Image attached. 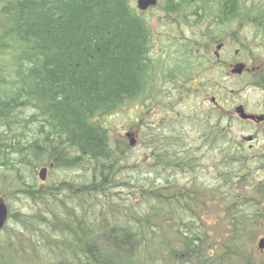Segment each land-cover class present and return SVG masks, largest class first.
<instances>
[{"label":"trees","instance_id":"16d2710c","mask_svg":"<svg viewBox=\"0 0 264 264\" xmlns=\"http://www.w3.org/2000/svg\"><path fill=\"white\" fill-rule=\"evenodd\" d=\"M192 1H199L198 8L205 13L211 2H217L219 21L215 23L239 22L236 28L253 27L264 35V0L166 3L177 5L178 11L184 2ZM164 11L173 13L168 6ZM144 15L135 0H1L0 56L8 59L10 70L0 84V196L7 194L8 201L23 196L28 202L27 213H11L20 226L16 235L31 239L34 234L47 255L58 251L61 264H109L111 250L135 257L142 241L152 243L154 249L159 235V230L147 227L137 214L132 203L136 196L139 209L141 205L145 208L140 214L150 212L147 220L162 214L174 221V235L183 246L180 256L170 253L174 264H191L193 259H199V264H219L218 253L212 255V249L220 243L225 247L224 264H250L243 256L248 235L243 234L241 224L252 218H235L245 215L236 209L244 203L233 196L226 203L233 218L226 219L230 231L224 236L209 235L196 223L182 228L175 208L182 200L167 196L176 183L166 180L160 189L154 185L155 177L138 185L140 169L126 163L130 144L111 137V129L102 120L112 118L127 104L145 108V99L151 97L157 75L153 66L156 33ZM201 34H194L184 48L196 69L207 66V74L212 76L220 60L209 47L225 40L210 29ZM253 38L249 41L258 43ZM233 48L229 44L225 49L234 52ZM245 48L258 53L264 50V43ZM169 77L175 81L174 76ZM198 81L205 85V76L199 75ZM213 113L218 115V110ZM176 144L180 145L177 139L153 135L148 141L151 162L147 166L194 168L196 156L171 148ZM159 146L165 150L162 154ZM51 163L54 167L49 173L77 169L85 172L81 177L87 181L41 185L37 168ZM127 169L131 174L123 178ZM124 190L130 192V205L121 197ZM114 216L119 220L113 221ZM9 244L14 245L12 237Z\"/></svg>","mask_w":264,"mask_h":264},{"label":"rangeland","instance_id":"374dc122","mask_svg":"<svg viewBox=\"0 0 264 264\" xmlns=\"http://www.w3.org/2000/svg\"><path fill=\"white\" fill-rule=\"evenodd\" d=\"M166 1L159 0V5L147 11L144 15L150 19L156 33L153 42V54L156 61L153 66L157 73L153 91L149 93L151 97L145 99L146 107L139 106L138 108L136 103H134L135 105L127 104L112 118L102 120L111 129V137L116 140L124 139L129 143L126 133L130 129L136 132V143L130 147L126 163H128L127 166L136 164L140 169L142 178L138 185L144 183L143 181H153L155 177V186L156 184L161 185V182H158L161 178L165 179V184L166 180L176 183L175 187L168 190L167 196L182 200L175 205L177 209L176 221L180 223L182 228L185 229L184 224L196 223L200 229L208 232L209 235H216L220 232L221 236H224L226 232L230 231L227 228L226 219L228 217L229 219L233 218L230 215L232 210L226 211V203L232 196L235 197L234 183L236 180L233 178L234 174L242 169L243 163L252 164L254 161V158L246 153L248 143L238 144L239 135L250 129L242 130L239 122L233 119L237 115L235 105L243 103L249 109L256 108L259 111H264V92L253 87L252 73L248 71V73L244 72L240 75L232 74L230 72L231 65L237 61H242L250 68L258 63L263 66V55L254 51L247 52L245 45L255 47V44L264 43V35L253 27L249 30H243V26L242 29L236 28L239 22L226 23L227 25L215 23L219 21L216 15L219 9L217 2H211L209 5L211 8H208L209 12L205 13V10L198 8L200 6L199 1L198 3L194 1L184 2L180 8L181 10L178 11H176L177 5L175 7L172 4H167ZM179 1L175 0V4ZM243 2L242 0L239 1V3ZM167 6L173 13L164 11ZM207 29L213 30L216 35L222 36L225 42L228 43L227 46L231 44L234 45L233 49H238L237 54L236 51L229 52L226 49L220 51L221 60L217 63L219 64L217 70L213 69L212 76L207 74V66L196 69L193 59L190 58V55L187 54L188 51L185 49L187 40L193 38L194 34L196 36L200 35ZM254 36H256L255 39L258 43L253 44L249 41V39L253 40ZM216 46L217 43H213L209 47L211 54L215 52ZM256 55L257 57H255ZM256 58L259 59L255 61ZM0 69H2L0 70L1 84L3 80L9 77L10 70V63L4 56H0ZM170 75L175 77V81L171 80ZM199 75L205 76V85L201 90L195 86ZM213 96H216L219 102H212ZM216 109L218 115L213 113L214 111L217 112ZM139 116L142 121L138 120ZM153 135L163 139H177L180 145L176 144L175 147L171 145V148L179 152L184 151L186 155L196 156L195 167L189 170L181 168L183 171L181 169L169 168L163 170L158 167H148L147 165L151 162L148 141ZM171 142L173 141L170 140L169 143ZM160 151V154H162L165 150L161 147ZM232 157L240 160L231 161L230 158ZM40 170L41 167H38V179ZM156 170L158 173L160 171H163V173L156 175ZM249 170L251 168L242 169L241 171L246 173ZM252 170H254V173L258 172L256 168ZM83 173L85 174V172L77 169L59 168L55 169L53 173H49L46 182H42L40 179L39 182L41 185L59 183L63 180L74 181L77 184L83 183L87 181L86 177H81ZM26 174L27 176L30 175L29 172H26ZM130 174V169H127V172L123 174V178ZM258 177H261L258 178L259 180H264L262 172L258 174ZM144 178L146 180H142ZM28 179L30 180V178ZM242 191L243 189L240 190V192ZM6 195L2 194L1 196L5 198L12 212L27 213L28 202L23 196L17 197L16 194H11V196L16 197H12L8 201L9 198ZM252 195L250 194L248 197ZM121 197L127 205L131 204V201L127 200L128 198L130 200L131 197L129 191H122ZM139 201L140 199L136 196L132 198V203L140 211L137 214L142 216L147 227L159 230L158 234L161 239H159V235H157L158 238L156 236L154 249H152V243L146 240L142 241L137 246L138 255L135 257H131L129 253L122 254L111 250L114 254H110L109 264H138V259L140 264H174L173 258L169 260L170 253L173 251V256H180L183 251L181 241L173 232L172 225H174V221L165 219L162 214L157 215L156 218H152V216L147 220V217H149L147 215L150 212L145 215L140 214L144 213L145 208L141 205L139 209V204H136ZM240 206H243L242 210L245 212L243 213L247 216L257 210L248 209L249 205L242 204ZM216 213H220L222 217L216 219L215 216H212ZM112 220L117 221L119 219L114 216ZM263 221L264 218H254L241 224L244 230H242L243 234L248 235V249L243 256L250 264H264V252L257 248L259 239L264 236ZM7 227L0 233V264H61L62 257L58 255V251L54 255H47L45 249L38 247L39 240L34 234L31 239L26 236L18 237L16 232H18L20 226L13 219L10 218ZM10 237L14 240L13 246L9 244ZM40 244L43 245L41 242ZM105 247L109 249L107 246H102V248ZM244 250H246L245 247ZM224 251L225 247L223 246V254ZM211 260L215 261L216 258ZM199 263H201L199 259L195 261L193 259V262H191V264ZM218 263L224 264V256ZM225 263L228 264L226 261ZM212 264L216 263L212 262Z\"/></svg>","mask_w":264,"mask_h":264},{"label":"flooded vegetation","instance_id":"af4514ba","mask_svg":"<svg viewBox=\"0 0 264 264\" xmlns=\"http://www.w3.org/2000/svg\"><path fill=\"white\" fill-rule=\"evenodd\" d=\"M231 7L233 9L235 8L233 5ZM219 44H221L220 47L223 46L222 49L225 50V48H227L228 43H225L223 41V42H220ZM235 51L237 54L238 49H236ZM258 53L263 55L264 57V52H262V50H259ZM255 57H257V55ZM218 59L221 60L220 57ZM258 59L259 58H256L255 61H257ZM239 64H241V61L235 62L233 65H231V70L234 69ZM229 67H230V64H229ZM246 69H245L246 71L244 72L248 73L249 71L252 73L253 87L259 88L264 92V65L262 66L261 63H258L256 65H253L251 68L248 65H246ZM240 104L242 103H237L235 106H238ZM245 108H246L247 113L253 114L254 116L244 118L242 116L236 115L235 117H233V119L239 122L242 130L250 129L247 132H242L243 134L239 135V138L237 141H239L238 142L239 145H241L242 142L244 144L248 143L247 148H246V153L247 155L253 157L254 161L252 162V164L243 163L242 169L251 168V170L247 171L246 173H242L241 171L242 169L239 170V172H236V173L234 172L235 174L233 173L234 174L233 178L236 180L234 183L235 185L234 195L239 202L245 201L244 205L247 203L249 205L248 209L253 208L257 210L255 212H251L249 216L244 215V216H239L237 218L243 221H246L248 218H253V219L254 218L257 219L258 217L264 218V211H263V208H264V180L258 179V178H261V177H258V174L260 172H262V174L264 175V111H259L256 108L249 109L246 107V105H245ZM253 168H256L258 172L254 173V170H252ZM241 189H243L242 192H240ZM250 194H253V195L251 197H248L250 196ZM256 201L259 204H255ZM242 207L243 206H240L238 208L242 210ZM212 216H215L216 219H218V217L219 218L222 217L220 213H216L215 215H212ZM218 235H222V234L218 232ZM216 248H217L218 256L221 259L223 257V243L217 244ZM212 255H214L213 249H212Z\"/></svg>","mask_w":264,"mask_h":264},{"label":"water","instance_id":"95a60500","mask_svg":"<svg viewBox=\"0 0 264 264\" xmlns=\"http://www.w3.org/2000/svg\"><path fill=\"white\" fill-rule=\"evenodd\" d=\"M137 3H138V6L140 9L146 10L150 6H155L158 3V0H137ZM243 69H244V65L241 64V65H238L237 68L234 69V72L241 73L243 71ZM237 109H238V112L240 113V115L244 118L254 116L251 114H247L245 112L243 106H239ZM127 135L131 138V146H133L136 143L135 138H133L131 132L127 133ZM47 174H48V167L42 168L40 171L41 179L46 180ZM8 218H9V207L6 204V202L4 201V199L2 197H0V231L5 226ZM259 247H260V249H264V238L260 239Z\"/></svg>","mask_w":264,"mask_h":264},{"label":"bare ground","instance_id":"6f19581e","mask_svg":"<svg viewBox=\"0 0 264 264\" xmlns=\"http://www.w3.org/2000/svg\"><path fill=\"white\" fill-rule=\"evenodd\" d=\"M165 179L164 178H161V180H159L158 182H161V185L159 186L158 184H156V186L159 188V187H161V188H163V184H165V181H164ZM163 183V184H162Z\"/></svg>","mask_w":264,"mask_h":264}]
</instances>
